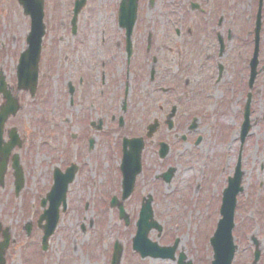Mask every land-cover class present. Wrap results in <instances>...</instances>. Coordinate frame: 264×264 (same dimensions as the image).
I'll return each instance as SVG.
<instances>
[{
	"label": "rangeland",
	"instance_id": "1",
	"mask_svg": "<svg viewBox=\"0 0 264 264\" xmlns=\"http://www.w3.org/2000/svg\"><path fill=\"white\" fill-rule=\"evenodd\" d=\"M53 1L51 8L55 13L46 19V33L41 40L40 81L32 98L27 92L15 90L16 66L20 53L26 48L29 18L23 15L16 0H0V72L7 85L14 89L13 95L18 97L21 105L19 112L8 119L4 129L16 128L23 142L21 148H16L12 154L19 156L24 179L23 188L16 196L9 163L4 185L0 187V221L3 228L9 229L11 236L5 264H110L115 241L123 249L119 264H176L163 260H142L131 249L140 197L148 193L154 197V220L163 226V234L159 238L154 231L149 233V238L159 245H171L177 237L179 245L176 254L184 253L192 264H210L212 250L208 242L219 219L217 211L221 191L226 187L227 177L232 176L238 157L243 171V191L237 197L234 216L233 237L238 251L232 264L251 263V236L260 243V262L264 264V71L257 75L252 90L251 128L241 153L238 138L248 91V68L245 64L253 47L250 43L252 37H247L245 31L248 27L250 31L254 28L255 0H226L228 8L225 6L223 13L224 32L229 33V40L220 57H216L218 44L215 39L199 43L197 52L187 46L190 42L186 31L192 15L188 0H180V11L170 22L165 19L167 15L159 13V0H154L153 7L149 9H146L149 0L138 1L131 39V62L137 65L144 60L148 37L151 39V51L147 65H150L152 55H159L160 60L175 53L182 55L183 65L185 55L192 52L211 53L213 60L204 82L200 78L202 74L192 77L191 70H196L200 63L189 59L192 67L190 72L183 74V79L186 76L192 78L187 96L178 101L174 99L177 94L170 91L165 94L164 112H169L172 105L179 108L183 120L178 124L179 134L186 133L184 127L187 124L184 122L191 120V113L195 111L193 103L185 105L186 98L192 97L200 88L202 91L198 99L207 96L209 103L205 105L202 118L189 135L187 144L173 140V132L168 133L165 126L150 141H146L142 152V173L135 184L136 193L123 203L129 217L128 226L119 221L117 209H110L109 203L113 197L119 198L121 192V138L143 135L146 125L156 117V108L143 95L150 84L137 83L132 85V92L129 89L132 105L128 108V121L123 127L109 126L101 134L89 130L85 125L90 114V106L86 103L89 101V89L83 87L81 93L69 96L67 87L71 83L78 90L79 74L83 83L92 87L91 78L97 76L92 65L96 60L107 62V57L111 60L107 64L114 78L124 74V31L117 26V12L113 8L121 0H86L77 18L74 36L69 24L72 16L70 6L74 0ZM179 15L184 16V20L178 19ZM213 17H218V13L212 9L211 17L207 16L208 23ZM261 23L259 68L264 63V4ZM173 27L181 28L183 35L176 36ZM210 31L215 38V28L211 27ZM101 39L104 41L102 51ZM218 64L226 71L216 82ZM175 66L174 62L173 68ZM133 67L130 75H139L133 74ZM148 71L149 68H146L141 81L143 76L148 78ZM243 72L244 90L240 91L239 85H236L238 80H242ZM106 75L110 79L109 71ZM171 80L165 77L166 88ZM80 84L81 81L78 87ZM83 131H89L94 140L91 153L89 146L86 150L82 149L81 143L76 140V134ZM198 136L201 141L195 147L193 143ZM160 141H167L171 146L164 161L157 156ZM96 152L98 155L94 154ZM71 162L79 166V171L68 187L66 210L60 214L54 234L48 240L47 250L42 252V231L36 227L42 213L39 204L52 187L53 168L64 171ZM168 166L177 169L171 183L164 185L161 180L155 181L154 177ZM28 222L33 227L27 237L23 226Z\"/></svg>",
	"mask_w": 264,
	"mask_h": 264
},
{
	"label": "water",
	"instance_id": "2",
	"mask_svg": "<svg viewBox=\"0 0 264 264\" xmlns=\"http://www.w3.org/2000/svg\"><path fill=\"white\" fill-rule=\"evenodd\" d=\"M18 3L22 6L25 15H28L31 19L30 32L26 38L27 48L20 55L19 63L17 66V91H29L31 96L34 95L36 82H37V72H38V62L41 49V40L44 35V25L42 23L43 11L41 0H18ZM136 3L137 0H124L119 14L120 25L126 30V40H127V52L130 54V32L136 17ZM84 4V0L77 1L74 9V16L78 14L81 7ZM259 32V22L256 24V38ZM256 56H257V45L255 49L254 58L251 61V80L255 76L256 67ZM12 89H7L4 82V78L0 75V94H2V99L4 103L0 106V186L3 185V178L7 169L8 158L11 151L18 147L20 148V141L15 129H11L7 132L8 142H4L3 127L5 122L10 116H15L17 111L20 109L17 98L11 95ZM249 106H250V95H248V100L244 108V120L241 126L240 132V142H244L245 137L250 129L249 124ZM174 111V109H173ZM172 116V115H171ZM157 125L154 124L148 128L147 137L156 130ZM169 129L171 124L169 123ZM143 148L142 139H124L122 145V200L127 198L131 193L135 181V177L140 172V154ZM161 156H165L167 153V147L161 145ZM11 168L13 170L14 177V187L15 193L17 194L23 187V175L21 168L19 167V159L17 155H13L11 158ZM75 169L72 168L66 172L65 175H61L58 170L54 172V184L47 195L46 199L42 201L41 206L44 207L46 201H48V209L43 212L40 216L38 225L44 221L45 225L40 226L43 230V237L41 241L42 250H46L47 240L53 234L54 229L58 222L59 207L62 204L63 209H65V193L68 184L73 180ZM173 170L168 171L163 175L166 182H169ZM243 173L240 171V163L238 161L235 168V173L233 178L229 179L228 188L223 193L222 205L220 207L221 219L219 220L216 230L210 239V245L213 250V261L211 264H231L236 246L233 244L232 229L234 227L233 216L236 203V195L242 191L239 187ZM111 206L118 207L119 215L121 219H124L127 224V217L123 211L122 205L117 201H113ZM27 233L30 232V226H26ZM151 229H155L161 232V227L153 221V213L150 206V198L146 200L141 206L139 213V219L136 224V234L132 241V248L134 251L140 254L141 258L150 257L153 259H170L174 260V252L177 247V241L172 247H159L157 243H152L147 239V234ZM3 242L0 243V264H4V251L7 248L9 236L7 230L3 232ZM256 250L254 252V259L252 264H257L260 251L257 249L258 243L253 239ZM121 257V247L116 243L114 246V252L112 256L111 264H119ZM184 256L180 255L177 264H191V262H184Z\"/></svg>",
	"mask_w": 264,
	"mask_h": 264
},
{
	"label": "flooded vegetation",
	"instance_id": "3",
	"mask_svg": "<svg viewBox=\"0 0 264 264\" xmlns=\"http://www.w3.org/2000/svg\"><path fill=\"white\" fill-rule=\"evenodd\" d=\"M120 2L121 1H119L117 7L115 5L113 7L115 12L118 10ZM73 3L74 1H72L70 6L71 12L73 10ZM153 4H154V0H149V2L146 3V9L152 8ZM188 4L190 11L192 12V15L189 23L190 26L187 28L186 31L188 35V42H190V44H188L187 46L193 48L197 52V45H199V43H204L206 39L208 40L215 39L218 44V54L216 55V57H220L223 54V52L222 53L219 52V44L222 43L223 51H224L225 44L229 40V33L226 31L224 32L225 19L223 17L224 15L223 13L224 10L226 9L225 6L227 4V1L226 0H188ZM179 5H180V0H159V13H163L167 15L165 16V19H168L170 22L171 20H173L174 14L180 11ZM137 8H138V4H137ZM212 9L216 11V13H218V17L215 18L213 17L212 19L209 18V23H208L207 16L211 17ZM262 11H263V7H262ZM179 18L184 20V16L182 15H179L178 19ZM213 19L215 22H213ZM69 24H71V19ZM211 27L215 28L214 31L215 38L211 36V31H210ZM181 30H182L181 28L177 29L173 27L174 34L178 37L183 35V34L181 35ZM247 35L249 37L250 36L253 37L251 31H248ZM150 49H151V39L148 37L146 42V50H145L146 53L144 60L137 62L136 65L135 63L131 62L132 57L127 58V55L125 53L126 48L124 46L125 72L123 75L119 76L118 79L114 78L113 71L110 69V66H108L107 64L108 61L111 62V60H109V57H107L106 59L107 62L105 61L99 62L98 60H96L92 65L97 75L94 76V78H91V82L93 86L88 87L87 84H84L81 76L78 78V83L79 81H81V84L78 87V83H77V87H76L78 90L76 91L75 85L70 83L68 84L67 92L69 96H72L74 93H78V94L81 93V88L83 87H87L89 89L87 90L90 93V95L88 96L89 101H86V103L88 102V105L90 106L89 110L91 116L89 114V117H87V121L85 125L89 130L90 129L93 130L96 134H101L105 130H108L110 128L109 126L115 125L116 128H121L125 123H127L128 121L127 111L128 108L132 105L131 94H130V92H132L131 90L132 85H136L137 83L145 84L149 82L150 88L149 89L146 88L143 95L145 99H148L150 104L156 108V115H155L156 117H153L150 122V123L152 122L157 123L158 128L156 130V133H158V130L160 131V128H162V126L164 127L167 125V122L169 121V117L173 115L171 121L173 123L174 129L173 131H168V133L173 132L171 133V137L173 140L175 141L180 140L183 144H187L189 135L197 128V124L202 118L201 113L206 108L203 97L198 99V96L202 91V89L198 88V90H196L193 93L192 97L186 98L185 105L187 106L188 104L193 103L195 111L194 113H191L190 117L192 119L184 122L185 125L187 124V127L186 128L184 127L186 133L183 134H179L177 132L179 131V129H177L179 128L178 124L183 121L181 116L179 115V108L176 107L175 113L172 112V110H169V112L165 113L163 98L165 94L169 91L177 94L176 98L174 99L178 101L187 94L188 88L190 87V84L192 82V78L186 76L183 79L184 76L183 74L190 72L189 70L191 69L192 64L189 63L190 62L189 59L191 60L195 59L194 62L200 63L199 65H197L198 68L196 70L193 71L191 70L192 77L195 76L196 78L202 74L203 76L200 78L202 81L204 80L205 82V79H207V74H209L211 71L210 63L213 60V54L211 53L196 54V52H192L189 55H185L186 58L184 61L185 65L182 64V55L178 53L169 54V55L166 54L167 56L161 57L160 60H159V55L157 56L152 55L150 60L151 63L150 65L148 64L149 65L148 66L146 63L149 61L148 58H149V51H151ZM112 57L113 56L111 54L110 58ZM174 62L176 66L173 68ZM159 64H161L160 67ZM171 64H172V68H171ZM132 65H134V67ZM132 67L134 68L133 74L139 73V75L137 76L130 75V72L132 71L131 70ZM146 68H149L148 78H145L143 76L141 81V77L144 74ZM107 71L110 72L111 75L110 79H107V75H106ZM223 71H226L225 67ZM99 73L100 76H98ZM164 76L172 78L170 86L168 88H166ZM129 89L130 92L128 93ZM178 90H180V92H178ZM172 107L173 105L170 107V109ZM76 135H77L76 140H78V143L79 142L81 143V148L82 149L84 148L86 150L89 146L91 153L94 146V140L92 138L91 133L89 131H83V132H78ZM137 136H142V135H137ZM107 137H109V135H107ZM72 164H73L72 162L69 163L66 168L70 167ZM176 171L173 174L171 180H173Z\"/></svg>",
	"mask_w": 264,
	"mask_h": 264
}]
</instances>
